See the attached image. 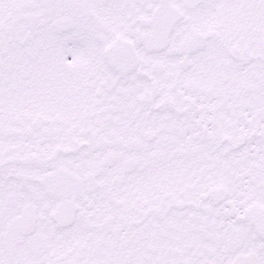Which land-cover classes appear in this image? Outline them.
Masks as SVG:
<instances>
[{"label":"snow or ice","instance_id":"snow-or-ice-1","mask_svg":"<svg viewBox=\"0 0 264 264\" xmlns=\"http://www.w3.org/2000/svg\"><path fill=\"white\" fill-rule=\"evenodd\" d=\"M0 264H264V0H0Z\"/></svg>","mask_w":264,"mask_h":264}]
</instances>
